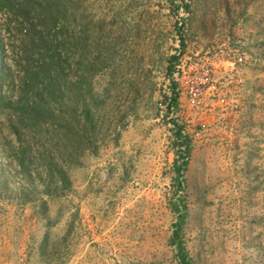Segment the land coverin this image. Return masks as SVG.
Instances as JSON below:
<instances>
[{"label":"rangeland","instance_id":"1","mask_svg":"<svg viewBox=\"0 0 264 264\" xmlns=\"http://www.w3.org/2000/svg\"><path fill=\"white\" fill-rule=\"evenodd\" d=\"M67 1L76 9L63 30L81 44L66 73L75 80L82 58L79 111L97 112L96 143L69 170L64 189L48 180L33 187L19 167L1 169L0 264H178L171 243L176 152L165 96L182 16L190 19L175 73L178 115L193 137L183 238L195 264H264V0H190L192 13L167 0ZM0 24L9 63L15 67L27 48L37 69L32 24L14 15ZM235 49L248 62L227 74L224 56ZM205 65L212 78L201 83ZM191 86L202 92L195 105ZM21 120L19 111L0 116L6 160L22 147L39 150Z\"/></svg>","mask_w":264,"mask_h":264},{"label":"trees","instance_id":"2","mask_svg":"<svg viewBox=\"0 0 264 264\" xmlns=\"http://www.w3.org/2000/svg\"><path fill=\"white\" fill-rule=\"evenodd\" d=\"M167 2L178 12L181 9L185 13L193 11L190 0ZM71 7L67 0H0V21L3 15H14L29 26L33 19L39 21L38 24H32V29L39 35L35 38L40 40L36 47L41 57L37 69L31 66L27 48L22 50L23 59L16 61L15 67L9 63L7 44L0 24V116L19 111L21 121L34 129V135L39 142L37 153L33 154L30 146L22 147L10 160H6L4 147L0 145V171L3 169L5 173H9L19 167L33 187L36 181H42V185H46L47 180L48 185L56 183L60 189L70 186L69 170L78 166L82 152L93 148L96 143L92 138L98 123L97 112L88 106L85 108V115L81 116L79 111L80 92L87 81V76L81 73L82 58L76 67L78 74L75 80H71L66 73L73 65L72 50L78 49L81 44L77 39L71 42L68 34L64 33V24L68 21L70 12L76 9L72 10ZM189 19L190 16H182L176 23L180 51L169 58L166 68L167 76L171 80V93L165 96V104L168 115L173 114L170 122L173 124L176 152L173 163L176 196L172 203L176 221L173 224L171 243L175 246L178 264H195L183 238L188 214L185 178L193 154V137L178 115L181 109V93L180 80L175 76L181 55L187 47L183 29ZM61 23L62 29H55ZM45 26H52L54 34L51 35V29L45 32ZM59 32L62 34L59 35ZM67 38L69 46L62 44V39ZM68 94L71 104L66 101Z\"/></svg>","mask_w":264,"mask_h":264},{"label":"built area","instance_id":"3","mask_svg":"<svg viewBox=\"0 0 264 264\" xmlns=\"http://www.w3.org/2000/svg\"><path fill=\"white\" fill-rule=\"evenodd\" d=\"M208 53L210 54L211 52L208 51ZM202 57L203 58L205 57L208 60L209 57H211V56L202 55ZM203 58H201V59H203ZM224 58H225V64H227L225 66V72L227 74H234L235 75L236 73H238L242 69V66H244L248 62V56H247L246 52L243 50H240V49H235V50H231V51L226 52V55L224 56ZM211 72H212V69L210 68V66L205 65L203 68V76H201L202 77L201 83H207L209 81V79L212 78ZM236 82L238 84H241V85H243L245 83L244 79L241 78L240 76H238V79ZM195 87L196 86H191L190 91H189L191 94V103L193 105H195L198 102L199 96L202 93L200 91L199 87H197V88H195Z\"/></svg>","mask_w":264,"mask_h":264}]
</instances>
